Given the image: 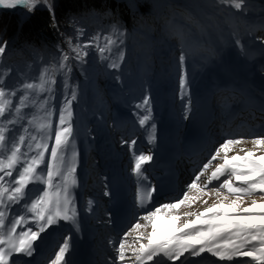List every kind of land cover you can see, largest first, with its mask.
<instances>
[{
	"label": "snow or ice",
	"instance_id": "obj_1",
	"mask_svg": "<svg viewBox=\"0 0 264 264\" xmlns=\"http://www.w3.org/2000/svg\"><path fill=\"white\" fill-rule=\"evenodd\" d=\"M219 3L228 4L236 11H247L249 0H219ZM21 5L29 13L41 5L50 13L54 11L49 0H0V8L4 9ZM187 19L203 32L191 16ZM117 31V26L113 25L112 32ZM79 35L84 36V32ZM125 37L123 31L119 32L117 40L105 37L104 46L79 42L73 46L69 39L68 48L75 55L70 56L58 48L61 53L58 64L51 70L44 68L38 83L26 82L22 87L7 89L4 77L9 73L0 76V264H25L22 258L34 257L43 243L44 234L52 227H59L61 221L70 224L76 233L81 231L74 191L78 186L80 156L73 123V102L78 100V85L72 74L74 68L84 74L85 65L89 63L87 57L97 49L99 59L107 61L106 68L119 73L126 60V50L121 47ZM233 43L243 55L242 39L236 37ZM261 44L264 47V38H261ZM113 46L118 51L114 52ZM6 50V45L0 43V62ZM178 64L180 99L185 100L190 84V64L182 44ZM259 71L264 74V65ZM58 77L62 106L58 108V119L53 128L52 109L58 95ZM115 79L119 80L120 76L116 75ZM151 101L152 98L145 94L141 102L135 104L141 128L153 121ZM37 106L45 111L43 122L33 117L27 124H38L42 131L39 140L22 123L26 119L24 110ZM184 111L183 118L188 119L190 99ZM18 129H22V134ZM156 141L157 125L152 122L147 143L151 145ZM124 143L132 149L137 141L132 139ZM242 143L243 138L225 137L211 149L210 158L186 184L182 194L171 202L149 208L154 195L159 193L158 187L151 184L137 187L136 205L147 211L131 223L122 238L109 241L115 253L111 264H163L165 258L173 264L177 261L184 264L181 258L186 253L192 257L209 253L217 258V264L232 262L238 257H249L250 261L237 260L236 264H251L252 261L264 264V132L251 139L252 150L240 148L237 154H229ZM153 159L150 150L147 154L143 151L135 154L131 170L138 181L149 179L144 166L150 165ZM214 181L219 183L213 185ZM37 183L44 187L33 195L34 190L29 186ZM257 194L259 201L251 199L244 206L246 197ZM104 195L109 196L110 192H104ZM212 196L215 202L202 211L181 212L182 207L191 209L197 202L208 205L205 197ZM87 204L91 210L93 201L90 199ZM17 205L25 210V215L15 211ZM257 208L260 209L258 213L254 211ZM27 214H31L30 220L26 218ZM72 248V234L69 233L56 245L47 264H71Z\"/></svg>",
	"mask_w": 264,
	"mask_h": 264
},
{
	"label": "rangeland",
	"instance_id": "obj_2",
	"mask_svg": "<svg viewBox=\"0 0 264 264\" xmlns=\"http://www.w3.org/2000/svg\"><path fill=\"white\" fill-rule=\"evenodd\" d=\"M59 1L49 0L54 9L51 13L53 17ZM123 1L132 7H139L140 11L149 12V16L137 17L128 27L116 24L118 31L115 33L112 32L113 24L103 22L104 17L96 16V14H92L93 12L84 14L78 20L74 18L72 28L61 29L56 21L57 40L54 42L55 44L50 43L43 48H37L36 44L31 43L20 45L18 35L15 36L12 33H8L6 36L0 34V43L6 45L7 49L2 62H0V76L9 73L4 77L6 88L22 87L23 83L26 82L38 83L39 75L44 68L51 70L53 65L58 64L61 56L58 48H62L70 56H74L75 54L68 48L67 41L69 39L72 40L73 46L78 42L82 45L104 46L106 43L105 37L117 40L119 32L123 31L126 33V37L121 47L126 50V60L119 73L106 68L107 61L99 59L100 54L97 49L87 57L89 63L85 65V73L81 74L78 69L74 68L72 74L73 81L78 85V100L73 102L74 123H82V119L87 117L90 118V124L87 123L88 126L92 125L94 128L96 126L105 127L108 133L112 135L117 149L124 144L121 143L119 136L114 134L118 114L116 112L117 104L113 101L111 94L113 88L124 100L122 104L129 105L126 107L130 109L135 106L133 102L129 103L128 101L132 100L134 92L139 91L140 94H144L145 90L156 82L158 76L164 79L170 77L174 79V83L169 90L174 92V99L178 100L177 106L184 107L188 103V90L187 98L181 100L178 84L180 74L178 55L181 52V44L190 64L188 89L197 86L196 81L208 78L207 74L214 69L224 70L222 69L224 64L221 62L225 60L223 52L226 48L234 50L232 57L240 67H243L250 81L255 80L256 76L264 78V74L256 71L255 68L258 65L256 56H264V47L261 44V38H264V0H249L246 5L247 11H236L228 4L221 5L219 0ZM40 7L35 10H48ZM1 11L13 13L22 20L34 13V11L29 13L23 6L16 9L0 8ZM189 16L201 25L203 32L196 27L195 23H189L187 19ZM81 31L84 32V36L79 35ZM236 37L241 38L245 45L243 55L240 54L233 43ZM16 49L19 50L15 51ZM113 51H118V49L113 46ZM116 75H119L120 79L114 81ZM57 79L58 95L55 108L52 109L53 128H55L58 119V108L62 106L59 91L60 78ZM221 94L222 92L217 97ZM175 111L180 112L182 108L176 107ZM24 112L26 119L22 122L23 126L28 127L29 133L35 135L39 140L42 131L39 130L38 124L29 125L27 120L35 117L39 122H43L45 111L37 106L26 109ZM216 117L220 120L223 119V116L219 113L216 114ZM18 131L22 134V129H18ZM247 131V134L243 137L244 143L238 145L230 155L237 154L240 148L253 149L250 141L256 135L251 134L249 128ZM222 134L224 135V132ZM223 139L224 137L221 138V136L215 137V145H218ZM49 143L51 144V141ZM34 144L35 142H33V147ZM126 152L130 155L131 149H127ZM32 154L34 152L29 155ZM239 154L243 155V153ZM96 161L97 158L93 153L86 161V167L89 169L87 175L93 179L90 182L87 194L83 195L85 202L88 201V198L91 199L92 195H102L101 204H98L95 214L90 218L91 223H94L95 226L99 225L97 222H107L106 217H103L105 198L103 197L101 167ZM205 199H208V206L211 205L210 203L215 202L214 196L205 197ZM251 199L259 201V194L246 197L244 206H247ZM194 205L200 207L198 210L207 206L200 202ZM191 210L192 208L182 207L181 212ZM193 210L195 209L193 208ZM254 211L258 213L260 209L257 208ZM105 228L108 230V227ZM129 242H132L131 238H129ZM251 264H256V262L252 261Z\"/></svg>",
	"mask_w": 264,
	"mask_h": 264
},
{
	"label": "bare ground",
	"instance_id": "obj_3",
	"mask_svg": "<svg viewBox=\"0 0 264 264\" xmlns=\"http://www.w3.org/2000/svg\"><path fill=\"white\" fill-rule=\"evenodd\" d=\"M22 6V5H21ZM17 6V8L21 7ZM42 6V5H41ZM16 9V8H15ZM234 54V50L232 48H226L223 52L224 55V65L222 66L223 71L220 68H216L213 71L209 72L208 78H202L201 80L196 81V85L193 89H188V99L191 101V112L188 114L189 118L184 119L183 117H179L175 111V105L178 103V100L174 99V92H170V87L174 83L173 78H166L157 77L156 82L148 89L145 90L144 94H140L139 91L134 92L132 94V100H128L129 103H140L142 97L147 94L152 98V106H153V121L149 122V125H145L144 128H141L138 124V117H137V110L135 106L131 107L130 109L122 104V98L119 94L116 93L115 89H112V96L113 101L117 104L116 112L118 114V118L122 117H129L132 119L130 122L131 127L140 128L144 135L143 139L141 140V145L137 146L135 150V154L141 152L143 147H147L148 151H156L158 142L161 136H166L172 154L180 155L185 154L188 148H192L195 144L191 135L193 132L189 131V128H194L197 125V121L199 118L203 119L201 125V136L203 139H207L206 137V125L207 122L211 121L210 124H216L218 121L216 118L211 120L212 116H214V109L216 111V107L210 105L212 100L215 98L216 95H219L221 92H228V96L230 95H247V98H255L253 95L254 89H261L264 88V78L256 76L255 80L249 81V76L246 71L243 70V67H240L238 63H236L235 59L232 57ZM258 55V54H257ZM258 65L255 66L256 71L260 72L259 69L261 65H264V56H256ZM249 78V79H248ZM116 81L117 79H113ZM142 96V97H141ZM246 98V99H247ZM175 100V101H174ZM257 104V103H256ZM226 110V115H228V111L231 109L227 104H224ZM185 110V106H184ZM183 113V112H182ZM95 117L93 118V120ZM155 122L157 125V141L155 144H148L147 143V135L148 129L150 124ZM74 123V121H73ZM90 124V118H83L82 123H74V128L76 132V145L77 149L80 153L79 156V163L77 167V178H78V186L74 190L75 196L77 200V208L79 212V220L81 231L76 233L73 227L61 221L59 227H52L50 228L43 237V243L40 244V247L37 249V253L34 257L28 258L23 257L25 264H47L48 258L52 255L53 251L56 249V245L62 240V238L71 233L72 239L73 235H76L78 238L83 237L86 238L87 241L91 243H95L97 245L99 254L97 257L101 258V253L104 249H106L103 245L106 243L104 241L99 242L100 237L94 240L91 238L93 234V229H95L89 223V218L96 211V205L101 204V196H94L92 195L91 200L93 201V205L91 210L88 208L87 202L84 201V194H87L88 187L90 182L93 178L87 175L89 169L86 167V161L92 155V153L97 158V164L101 167V178L102 184H104L105 188L108 189L109 179L112 175H120L121 179L123 173V165L119 164V161L116 159L119 155L122 154V148H117L115 146V141L112 138V135L108 133L105 127L96 126L95 128ZM220 123V122H219ZM78 124V125H77ZM78 126V127H77ZM230 133L232 134L231 137L235 138H242L244 135V129L238 131V129L233 128ZM133 131V130H132ZM110 137L108 138V136ZM79 138V139H78ZM210 139V137H209ZM243 144V143H242ZM123 147V146H121ZM237 147V146H236ZM232 153V152H231ZM229 153V154H231ZM242 155V154H241ZM154 157V156H153ZM205 158H210V154H207ZM154 161V159H153ZM151 162L150 165H145L144 167L147 169L146 172H151L148 168L154 167L155 164ZM197 162L192 161V164L195 166ZM215 163V162H214ZM156 167H154L155 169ZM153 170V169H152ZM136 177V176H135ZM125 178V177H123ZM96 179V178H94ZM126 179V178H125ZM138 178L136 177V180ZM223 179V178H222ZM123 181V179H122ZM138 181V180H137ZM214 184H218L219 182L214 181ZM30 188L34 190L33 195L38 193L44 186L40 185L39 183L35 185H30ZM184 191V189H182ZM181 191V192H182ZM83 196V197H82ZM90 200V198H88ZM131 200H135V196L132 197ZM108 201V200H107ZM199 204V203H198ZM212 204V203H210ZM158 205V204H157ZM208 206V205H207ZM15 211L20 215H25V210L20 206H14ZM193 208L195 210H193ZM200 207L198 205H193L192 210L193 212L197 211ZM108 209V206L104 208ZM146 209H137L135 206V210L133 212V217H139L136 215L138 212H142ZM200 209L198 211H202ZM30 215L27 214L26 218L30 220ZM12 217L10 216V219ZM8 223V221H6ZM100 224V223H99ZM102 226V224H100ZM25 226V230H26ZM20 229L18 228V231ZM98 230H101L99 228ZM104 232L98 234L102 235ZM123 234L118 237L117 235H112V240H118L122 238ZM39 243V242H38ZM112 252H109L111 260L115 256V253L112 250V245L109 244L108 246ZM74 257V249L71 250V256L69 258ZM13 259H17V257H13ZM184 264H217V258L212 257L209 253H202L201 257H192L189 256L187 253L184 257L181 258ZM250 261L249 257H238L235 258L232 262H219V264H236V261ZM104 264V263H102ZM111 264V261H110ZM163 264H173L171 261H167L166 258L163 260ZM175 264H180V261L175 262Z\"/></svg>",
	"mask_w": 264,
	"mask_h": 264
},
{
	"label": "trees",
	"instance_id": "obj_4",
	"mask_svg": "<svg viewBox=\"0 0 264 264\" xmlns=\"http://www.w3.org/2000/svg\"><path fill=\"white\" fill-rule=\"evenodd\" d=\"M88 12L103 16L105 23L126 27L137 17L149 16V12L140 11L139 7H132L123 0H60L54 18L48 10L37 9L23 20L13 13L1 11L0 34L12 33L18 35L20 45L31 43L43 48L57 40L56 21L61 29L72 28L74 18L78 20Z\"/></svg>",
	"mask_w": 264,
	"mask_h": 264
},
{
	"label": "water",
	"instance_id": "obj_5",
	"mask_svg": "<svg viewBox=\"0 0 264 264\" xmlns=\"http://www.w3.org/2000/svg\"><path fill=\"white\" fill-rule=\"evenodd\" d=\"M40 8H46V7H44V6H41Z\"/></svg>",
	"mask_w": 264,
	"mask_h": 264
}]
</instances>
